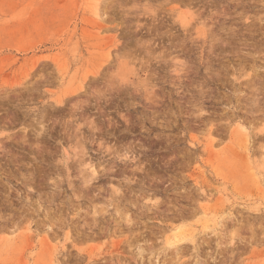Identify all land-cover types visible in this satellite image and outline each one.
<instances>
[{
    "label": "rangeland",
    "instance_id": "374dc122",
    "mask_svg": "<svg viewBox=\"0 0 264 264\" xmlns=\"http://www.w3.org/2000/svg\"><path fill=\"white\" fill-rule=\"evenodd\" d=\"M0 264H264V0H0Z\"/></svg>",
    "mask_w": 264,
    "mask_h": 264
},
{
    "label": "bare ground",
    "instance_id": "6f19581e",
    "mask_svg": "<svg viewBox=\"0 0 264 264\" xmlns=\"http://www.w3.org/2000/svg\"><path fill=\"white\" fill-rule=\"evenodd\" d=\"M101 8H102V6H101V1H98L96 4H95V7H94V11H95V14L97 15V16H99L100 15V13H101ZM213 223H215V222H213ZM217 223V222H216ZM211 224V223H210ZM216 225H218V223L216 224ZM215 225V226H216ZM223 226V225H222ZM183 230H181V232H182ZM181 232H178V234L180 235V233ZM185 230H184V233L183 234H185ZM187 233V232H186ZM185 238V237H184ZM176 239H177V236H176ZM180 239V238H179ZM179 239H177L176 241H179ZM174 246V245H173ZM172 247V246H171ZM179 249V248H178ZM178 251V250H177Z\"/></svg>",
    "mask_w": 264,
    "mask_h": 264
}]
</instances>
